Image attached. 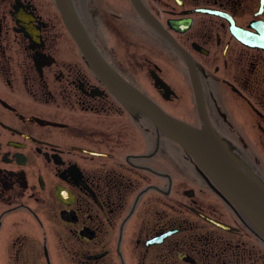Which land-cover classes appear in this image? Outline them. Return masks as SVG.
Masks as SVG:
<instances>
[{
    "label": "flooded vegetation",
    "instance_id": "obj_1",
    "mask_svg": "<svg viewBox=\"0 0 264 264\" xmlns=\"http://www.w3.org/2000/svg\"><path fill=\"white\" fill-rule=\"evenodd\" d=\"M68 5L108 70L264 186V0ZM0 264H264V235L122 105L55 0H0Z\"/></svg>",
    "mask_w": 264,
    "mask_h": 264
},
{
    "label": "water",
    "instance_id": "obj_2",
    "mask_svg": "<svg viewBox=\"0 0 264 264\" xmlns=\"http://www.w3.org/2000/svg\"><path fill=\"white\" fill-rule=\"evenodd\" d=\"M55 2L66 29L91 69L122 105L137 110L154 125L156 131L180 146L229 203L264 235V186L237 164L208 125L197 129L169 117L108 70L71 13L68 0Z\"/></svg>",
    "mask_w": 264,
    "mask_h": 264
}]
</instances>
